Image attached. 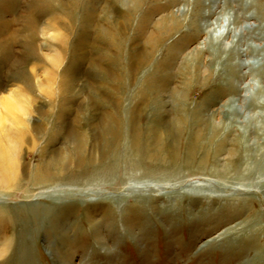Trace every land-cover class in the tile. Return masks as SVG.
<instances>
[{"label":"rangeland","instance_id":"rangeland-1","mask_svg":"<svg viewBox=\"0 0 264 264\" xmlns=\"http://www.w3.org/2000/svg\"><path fill=\"white\" fill-rule=\"evenodd\" d=\"M218 1L0 0V264H264V0Z\"/></svg>","mask_w":264,"mask_h":264},{"label":"bare ground","instance_id":"bare-ground-1","mask_svg":"<svg viewBox=\"0 0 264 264\" xmlns=\"http://www.w3.org/2000/svg\"><path fill=\"white\" fill-rule=\"evenodd\" d=\"M217 2H219L218 0H217ZM222 2V1H221ZM198 4V3H197ZM223 5H224V7H226L227 5H228V1L227 0H223ZM207 6V15L209 16V15H212L214 12H213V10H210L208 7V4L206 5ZM236 10V9H235ZM249 17V16H248ZM173 19V18H172ZM171 19V20H172ZM248 20V19H247ZM232 21L233 22H235V18L234 19H232ZM172 22L173 23H176V19H175V17H174V19L172 20ZM233 22H231V23H233ZM165 25V24H164ZM174 25V24H173ZM226 32H228L227 30H226ZM227 34V33H226ZM259 36L258 35H256V36H254V38H255V40H256V38H258ZM247 50V48L244 50V52ZM256 51H258V52H256ZM255 52H256V59L255 60H257V59H259V56H260V54H259V49H256L255 50ZM237 56L238 55H240V50H236L235 52H234ZM255 58V57H254ZM240 64H237V66H239ZM262 65L264 66V58L262 57V59H260V60H257V62L255 61L254 62V64H253V66L251 67V69H255V68H257V69H259L260 67H262ZM246 66V65H245ZM263 69V68H262ZM174 94L175 95H180L178 92H174ZM243 102V101H242ZM245 102V101H244ZM243 102V103H244ZM157 103V102H156ZM247 103V102H246ZM12 103H9V104H5L6 106L4 107V111H8L9 113H11L12 112V110H13V107H15V105L13 104V105H11ZM157 104H159V105H161V103H157ZM9 105H11V106H9ZM244 107H246V104L244 103ZM241 111H239V112H237V111H230L229 112V110H228V115H230L231 117L233 116V118H235L236 116H238V115H241ZM243 116V115H242ZM197 118L195 119V121L197 120L198 122H201L203 119H202V117H200L199 115L198 116H196ZM102 120V119H101ZM242 120V119H241ZM4 121L2 120V114L0 113V130H3V123ZM101 122V121H100ZM110 122L108 121V118L107 117H105L103 120H102V122L98 125V126H100V129L102 130V131H105V133H107L108 135H109V138H110V145L109 146H112V145H115L116 144V142H117V140L119 139V135H118V133L114 130V129H112V128H110ZM160 128V127H159ZM179 127H178V124H176V125H174V127L173 128H171V130H169L168 132H169V137L172 139V138H174V136H176L177 134H178V132H179ZM159 129H157V128H149L148 129V136L146 137V139H148V137L150 138V136H152L153 135V138H152V140L154 141V144H155V146H154V149H155V151H154V153H153V155L152 156H150L149 157V159L151 160L152 158H154V160H158L159 161V159H160V157L162 156V154L164 153V148H163V142H162V136L160 135V133H159ZM162 134V133H161ZM203 136H202V134L201 133H199V132H196L195 134H194V139H196V141H201L202 142V140H203V138H202ZM108 139V138H107ZM99 141V140H98ZM100 142V141H99ZM73 143H74V146H75V149H76V151L75 152H77V155H78V158H77V165H76V168L78 169V171H79V169L81 168V166L83 165V164H92V162L94 163V161L92 160V158H94L93 156L94 155H92V154H90V157H89V160L87 161V163H85L84 161H83V157H82V154H83V151L81 150V145H80V142H79V140H78V138L77 137H75L74 138V141H73ZM98 143V142H97ZM103 143V142H102ZM108 143V144H109ZM105 144V143H104ZM103 144V145H104ZM204 144V143H203ZM197 142H196V144L194 145V144H192V142H190V144H189V146H188V149H187V152H188V154H190V155H192V154H194V153H196L197 152V150H196V147H197ZM218 146V145H217ZM115 147V146H114ZM111 148V147H110ZM104 151L106 150L107 151V148H106V146H104ZM100 150H102V149H100ZM112 150V149H111ZM103 151V150H102ZM101 152V151H100ZM152 152V151H151ZM103 153V152H102ZM113 153V152H112ZM59 155V154H58ZM58 155H53L52 156V158H49V159H47L46 161H44L42 164H38L36 167H35V169L33 170V173H32V175H31V182H32V184H42V183H46V182H48V181H50V180H52V179H55V178H58V177H61V176H63V177H66V176H68L69 178H72V175L73 174H70V173H68L67 172V159H66V157L65 156H61L60 157V159L58 158ZM164 155V154H163ZM106 155H105V152H104V154H100V157H99V160L98 161H95V162H98V164L100 165V166H102V167H106L107 165V163H106ZM155 161V162H156ZM89 162V163H88ZM126 162H127V158H126ZM160 162L161 163H164L165 162V160H164V162H162V159L160 160ZM109 164L108 165H113V162L111 163V162H108ZM93 165V164H92ZM126 165L128 166V167H130V169L133 167V166H135L134 164H129V160H128V162L126 163ZM163 165V164H162ZM87 166V165H86ZM85 167V166H84ZM17 168H18V165H17V161H16V159H15V157L13 156V155H11L9 152H8V150L5 148V147H3L2 145H1V142H0V172H5L6 171V169H8L7 170V174L9 173V176L8 175H6L5 174V177H6V179L8 180V181H10V183H15V182H17V181H15L17 178ZM83 170H84V168H83ZM128 170H129V168H128ZM130 171V170H129ZM1 174V173H0ZM160 174V173H159ZM2 175V174H1ZM132 175H134V174H132ZM74 178V177H73ZM12 188V187H11ZM54 239V238H53ZM100 239V238H99ZM100 242V241H99ZM115 243V242H114ZM73 244V243H72ZM100 244V243H99ZM72 246V245H71ZM67 251V250H66ZM70 256H71V254H70ZM67 257H68V255H67ZM65 258V257H64ZM71 258V257H70ZM63 263V262H62ZM67 264V263H66Z\"/></svg>","mask_w":264,"mask_h":264}]
</instances>
